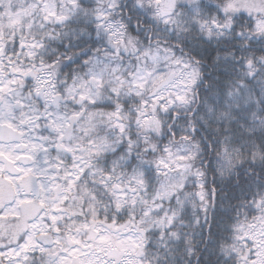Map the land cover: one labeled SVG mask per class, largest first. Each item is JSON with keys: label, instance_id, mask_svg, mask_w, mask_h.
Masks as SVG:
<instances>
[{"label": "snow or ice", "instance_id": "snow-or-ice-1", "mask_svg": "<svg viewBox=\"0 0 264 264\" xmlns=\"http://www.w3.org/2000/svg\"><path fill=\"white\" fill-rule=\"evenodd\" d=\"M0 264H264V0H0Z\"/></svg>", "mask_w": 264, "mask_h": 264}]
</instances>
